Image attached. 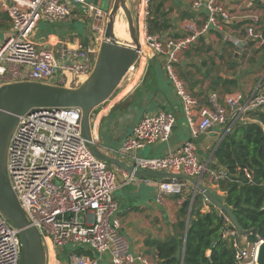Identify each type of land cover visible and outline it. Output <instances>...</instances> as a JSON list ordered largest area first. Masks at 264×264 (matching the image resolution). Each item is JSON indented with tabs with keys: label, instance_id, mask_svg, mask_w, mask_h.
<instances>
[{
	"label": "built area",
	"instance_id": "2783aa9c",
	"mask_svg": "<svg viewBox=\"0 0 264 264\" xmlns=\"http://www.w3.org/2000/svg\"><path fill=\"white\" fill-rule=\"evenodd\" d=\"M227 1L192 0V9L204 17L185 21L181 36L151 35L147 21L139 28V57L123 82L130 76H140L149 59L161 57L180 99L191 140L164 157H141L140 151L168 143L177 122L170 111L145 117L120 148L111 149L128 159L136 171L185 175L202 181L208 166L200 160L193 141L218 127L224 128L226 136L238 123L252 122L249 113L264 112V76L250 95L234 92L220 97L213 92L202 105L177 74L181 56L212 33L237 53L251 43L264 46L259 14L248 16L250 23L245 34L239 36L230 27L239 18L227 8ZM0 12L7 15L10 25L0 41V88L31 82L77 89L92 75L106 28L102 9L88 0H0ZM93 14L92 30L98 37L89 45L59 43L51 50L32 40L42 22L55 24ZM144 15L148 19L149 9ZM53 77L56 83L49 82ZM81 122L82 111L77 108L34 110L19 118L8 147L6 174L31 226L42 236L46 264H103L108 253L110 264H151L144 254L130 251L121 233L115 197L120 188L118 170L94 156L84 139ZM94 133L92 142L97 146ZM223 177L217 173L211 180ZM137 181L127 173L124 185ZM147 182L156 187L158 203L166 196H184L190 186L191 205L198 195L189 182L178 179ZM224 219L228 228L224 236L233 238L238 264H255L257 247L264 239L244 245L243 238L229 228V218L224 215ZM69 246L73 251L61 258L60 251ZM21 255L19 231L0 212V264H20Z\"/></svg>",
	"mask_w": 264,
	"mask_h": 264
},
{
	"label": "crops",
	"instance_id": "0c3cea01",
	"mask_svg": "<svg viewBox=\"0 0 264 264\" xmlns=\"http://www.w3.org/2000/svg\"><path fill=\"white\" fill-rule=\"evenodd\" d=\"M149 1L146 5V0H143L139 28L147 21L144 12L149 9ZM158 2L164 4V10L167 12V18L171 24L164 34L181 36L183 35L181 32H183L182 26L185 21L204 17L203 14H198L192 9V0H158ZM92 5L97 8L100 7L99 2ZM226 6L239 18L238 21L234 22V25L230 26L232 30L236 31L237 35L243 36L245 34L246 27L250 23V20H247L250 14H259V27L264 26V0H228ZM4 18L1 15L0 29L3 28L2 21L5 20ZM82 19L75 16L69 20L71 21L70 24L65 23L68 21L56 24L42 22L50 26L39 27V24L37 29L40 30V33L34 32L35 35L33 34L32 40L39 46L51 50L55 49L59 43L75 44L80 42L89 45L81 41L84 36H89L84 33V28L87 26V29H89L88 25H90ZM5 24L4 27L9 28L10 25L7 20H5ZM83 33L84 35H82ZM91 35L89 37L93 39L94 34L91 33ZM115 35L121 39L129 37L122 38L118 32H115ZM218 38L219 36L212 33L208 35L206 42H208V39L215 41ZM249 46L243 48L242 51L248 49ZM254 47L257 50L261 48L259 44H254ZM147 63L143 73L137 76V79L132 80L123 91L117 93L113 100L108 101L110 104L104 106L95 116L96 125L103 129V133L101 131L103 137L110 138L109 142L103 141L104 149H106L103 153L120 160L128 166L131 165V162L126 158L115 155L111 152V149L119 148L120 144L122 146L124 140L132 133L133 128L145 117L153 116L161 111H170L176 116L177 122L168 143L148 147L140 151L139 156L161 158L191 140L190 130L186 124L180 99L176 96L173 85L165 71L164 60L155 56L149 59ZM143 83L146 85L142 87ZM145 92L146 94H144ZM206 98L199 99L202 105L207 104ZM207 135L208 138L198 146L199 158L202 163L208 166V172L202 178V184L221 198L224 197V193L219 190L215 181L211 180V177L217 174V171L211 166L215 163V160H213L214 153L223 137H225V131L223 127H218L207 133ZM112 167L118 170V183L120 184V188L115 195L119 203L117 217L121 221V233L127 240L130 251L134 254H144L151 264H163L158 257L155 245L157 242L165 241L175 235L174 226L177 223L179 211L190 198L192 187L190 186L189 193L187 192L184 196H166L162 203H158L157 189L152 183L147 182V179H138L135 183L124 185L127 172ZM209 211V203L203 199L202 213ZM105 264L110 263L107 261Z\"/></svg>",
	"mask_w": 264,
	"mask_h": 264
},
{
	"label": "water",
	"instance_id": "95a60500",
	"mask_svg": "<svg viewBox=\"0 0 264 264\" xmlns=\"http://www.w3.org/2000/svg\"><path fill=\"white\" fill-rule=\"evenodd\" d=\"M121 9L128 23L130 42L119 41L115 35L117 14ZM140 48L139 32L127 0H117L108 17L95 69L79 88L67 89L31 82L13 83L0 88V212L19 231L22 244L20 264H46V250L42 236L35 227L31 226L6 174L8 147L19 124V118L37 109H80L84 139L98 159L138 179H178L189 182L209 205L229 218V228L235 230L239 237L248 238L258 235L257 229L244 231L233 211L203 185L200 179L155 171L139 172L120 160L104 154L93 144V130L90 124L92 113L117 92L130 68L138 60ZM207 138V133L201 134L193 142L199 146ZM221 238H224V233ZM108 257L110 258L109 253ZM255 264H264V240H261L257 247Z\"/></svg>",
	"mask_w": 264,
	"mask_h": 264
},
{
	"label": "trees",
	"instance_id": "16d2710c",
	"mask_svg": "<svg viewBox=\"0 0 264 264\" xmlns=\"http://www.w3.org/2000/svg\"><path fill=\"white\" fill-rule=\"evenodd\" d=\"M149 11V34L166 33L171 24L164 4L150 0ZM2 16L8 21L6 14ZM260 30L264 35V26ZM258 50L264 53V46ZM248 118L253 121L238 123L224 137L211 168L224 174L215 184L224 193L220 199L233 211L241 228L258 230L257 236L247 238L255 243L258 238L264 239V112H251ZM203 199L197 195L192 205L188 199L179 211L175 235L156 243L163 264H238L233 238H221L228 230L224 215L212 205L209 212L202 213Z\"/></svg>",
	"mask_w": 264,
	"mask_h": 264
},
{
	"label": "rangeland",
	"instance_id": "374dc122",
	"mask_svg": "<svg viewBox=\"0 0 264 264\" xmlns=\"http://www.w3.org/2000/svg\"><path fill=\"white\" fill-rule=\"evenodd\" d=\"M90 3L99 2L102 11L106 14V24L108 22V17L116 3L117 0H88ZM143 0H127V4L132 11L135 25L139 32V22L141 17V6L143 5ZM2 13L0 12V17ZM78 17V16H77ZM83 18V21L89 23V29L87 26L84 28L87 35L92 36L91 33L94 34V38L90 39L89 36H84L81 38V41L85 44H91L92 41L98 37L96 33H94L92 29V24L94 23V14L93 16H80ZM4 20V19H2ZM66 24H70L71 21L65 22ZM63 23V24H65ZM56 24V23H55ZM3 28L0 29V41L4 39L5 30H8L7 27H4L5 20L2 21ZM50 26L49 24L40 23L39 27ZM4 29V30H3ZM87 31V32H86ZM40 33V30L37 29L35 31ZM115 32L125 38L129 36L128 23L126 21L125 14L121 9L117 14V19L115 23ZM84 33L82 35H84ZM183 33V32H181ZM35 35V33H34ZM38 35V34H37ZM140 35V33H139ZM119 39V37H117ZM208 38L206 35L205 39ZM239 53V54H238ZM235 49L224 43L223 40L219 37L217 40L212 41L208 39V42H198V44L186 51L179 60V63L176 65V71L180 79L185 83L189 92L196 98L205 99L209 97L213 92L218 93L221 97L226 94L241 92L245 95H250L253 93L261 79L264 76V53L257 50L254 45L244 51L238 52ZM148 77V76H147ZM130 76L127 80H125L119 88L121 90H117L114 96L119 94L120 91H123L124 88L127 87L133 80ZM139 80V79H138ZM50 83H56V78L53 77L49 80ZM147 82V81H146ZM144 82V83H146ZM228 82V83H226ZM234 82V83H231ZM142 84V87L146 84ZM136 87V86H135ZM134 87V88H135ZM146 94V92L144 93ZM143 94V95H144ZM142 95V94H141ZM114 96L111 97V101L114 99ZM208 100V98H206ZM110 103L106 102L96 108L91 116L90 124L91 129L94 130V136L97 142V148L104 152L103 141L109 142L110 138L103 137V129H101L95 122L96 114L102 110V108ZM102 131V133H101ZM121 144L119 145L120 148ZM118 149V148H116ZM247 243L252 244L248 241L247 238L243 237V244ZM73 251V247L69 246L65 248V251H60V257L65 258L66 253ZM104 263L108 261V257H103ZM109 262V261H108ZM110 263V262H109Z\"/></svg>",
	"mask_w": 264,
	"mask_h": 264
},
{
	"label": "bare ground",
	"instance_id": "6f19581e",
	"mask_svg": "<svg viewBox=\"0 0 264 264\" xmlns=\"http://www.w3.org/2000/svg\"><path fill=\"white\" fill-rule=\"evenodd\" d=\"M118 39V38H117ZM119 41H122V42H130V37H128L127 39H121L119 38L118 39ZM139 76V75H138ZM135 79H137V76L135 77ZM134 80V79H133Z\"/></svg>",
	"mask_w": 264,
	"mask_h": 264
}]
</instances>
